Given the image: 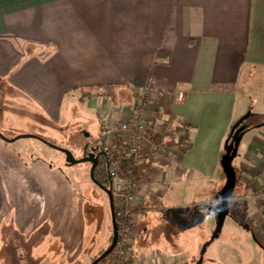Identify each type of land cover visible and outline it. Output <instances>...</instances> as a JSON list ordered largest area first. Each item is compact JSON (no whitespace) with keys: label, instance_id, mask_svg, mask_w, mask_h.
<instances>
[{"label":"crops","instance_id":"1","mask_svg":"<svg viewBox=\"0 0 264 264\" xmlns=\"http://www.w3.org/2000/svg\"><path fill=\"white\" fill-rule=\"evenodd\" d=\"M140 70L150 71L147 113L155 127L178 126L186 134L147 168L133 205L131 258L138 264H252L234 243L247 248L254 234L242 232L230 214L218 231L216 206L232 125L248 114L264 118V0H0V80L55 124L69 120L67 105H77L84 119L88 111L105 114L106 127L125 119L132 106L87 100L81 92L130 87ZM254 95L261 102L257 113L246 101ZM251 103L257 105L255 97ZM263 128L242 136L228 213L264 191ZM253 242L264 264V249Z\"/></svg>","mask_w":264,"mask_h":264},{"label":"rangeland","instance_id":"2","mask_svg":"<svg viewBox=\"0 0 264 264\" xmlns=\"http://www.w3.org/2000/svg\"><path fill=\"white\" fill-rule=\"evenodd\" d=\"M5 87L1 79L0 134L6 140L35 136L68 150L76 160L82 159L89 140L98 141L100 147L103 144L105 114L95 117L88 111L84 119L78 116L82 112L77 105H67L64 111L69 108L70 118L58 125L15 90ZM133 95L129 106L138 98V94ZM251 97L256 98L255 107ZM251 97L246 100L248 109L257 113L260 98ZM89 169L86 163L68 165L61 153L32 138L13 143L0 140V264H91L106 251L112 239L108 198L92 184ZM239 202L240 206L233 205L236 211L231 210L229 220L242 232L255 231L264 241V209H259L264 203L252 199ZM136 227L135 222L133 235ZM248 238L247 248L238 241L234 244L252 264H259L254 239ZM131 254L130 244L125 264H138ZM113 262L112 252L101 264Z\"/></svg>","mask_w":264,"mask_h":264},{"label":"built area","instance_id":"3","mask_svg":"<svg viewBox=\"0 0 264 264\" xmlns=\"http://www.w3.org/2000/svg\"><path fill=\"white\" fill-rule=\"evenodd\" d=\"M158 95L162 96V93L158 92ZM148 96L149 90L145 88L138 95L135 104L130 106L129 115L107 126L103 133L101 152L106 157L111 177L110 189L118 229L117 243L112 250L113 264H125L127 249L134 236L133 205L147 168L159 163L168 154L165 146L168 138H171L176 146L185 140L186 132L183 128L178 131L176 126L167 131L155 127L147 113ZM184 101L185 93L180 90L177 93V102L183 104ZM160 133L165 135V140L157 143L155 137ZM174 148L170 151H174ZM245 198L264 203V191H257Z\"/></svg>","mask_w":264,"mask_h":264},{"label":"water","instance_id":"4","mask_svg":"<svg viewBox=\"0 0 264 264\" xmlns=\"http://www.w3.org/2000/svg\"><path fill=\"white\" fill-rule=\"evenodd\" d=\"M248 115H245L244 117L240 118L238 121H236L232 127L231 135H230V141H226L225 143V153L222 156L221 160V166L225 175V184L221 189L220 196L222 198L221 202L216 206L217 208V213L218 216L224 219L225 216H227L229 213V206H228V198L232 193L234 192V189L236 187V175L234 173L233 167H232V162L235 158L236 151L238 149V146L240 144V141L243 136V131L244 127H240V125L244 122V120L247 118ZM261 127H264V122L260 125ZM21 138H32L35 139L46 146L50 147L53 150H56L60 153H62L65 157V162L68 165L75 166L78 164L82 163H90L91 168L89 171V176L91 181H94V170L98 165V157L95 156L93 153H91L87 158L81 159V160H76L73 155L65 149H62L60 147H57L51 143L45 142L44 140L35 137V136H23V137H18L13 140H6L1 134H0V139L4 141L5 143H13ZM104 155L103 153H101ZM101 190L106 194L108 198V203H109V211H110V217H111V224H112V239H111V244L110 246L104 251L103 254H101L95 261H93L91 264H98L100 261L105 259L114 249L116 243H117V238H118V229H117V223L114 215V207H113V198H112V192L111 189H107L104 187H101ZM219 220H217V230L219 231L222 225L219 226ZM254 239V238H253Z\"/></svg>","mask_w":264,"mask_h":264},{"label":"trees","instance_id":"5","mask_svg":"<svg viewBox=\"0 0 264 264\" xmlns=\"http://www.w3.org/2000/svg\"><path fill=\"white\" fill-rule=\"evenodd\" d=\"M149 76H150L149 70H140L137 73L135 79L132 81L130 87H125L124 89H122V88H117V87H112V86H100V87H97V88H94L91 90H86L84 92H81V97L86 98L87 100H90L91 98H104V99H109L114 105L126 104L129 106V105H131L132 101L134 100L133 99L134 95L132 93L133 89L146 88L147 82L149 80ZM263 122H264V118H262L260 116L248 114L247 118L242 123V127H244L243 133L248 132L252 128L259 127ZM233 125H232V127H233ZM232 127L230 129V132H229V135H228L226 141H230V135H231ZM163 140H165V135H163L161 133L156 135L155 141L157 143H161ZM165 146H166L167 151L170 152L171 148H174L176 145L173 142V140L171 138H169L168 140H166ZM101 147H102V145H101ZM234 173L236 175L235 171H234ZM103 178H105L103 171L101 169L95 170L94 180L98 184H100V185L102 184ZM236 180H237V175H236ZM230 196L233 197L232 195H230ZM218 220H219V223H218L219 226L222 225L223 219L218 216ZM252 233L254 234V238H255L256 243L264 249V241H263L262 237L259 236L255 231H252ZM104 260L105 259L100 261L98 264H101Z\"/></svg>","mask_w":264,"mask_h":264},{"label":"flooded vegetation","instance_id":"6","mask_svg":"<svg viewBox=\"0 0 264 264\" xmlns=\"http://www.w3.org/2000/svg\"><path fill=\"white\" fill-rule=\"evenodd\" d=\"M242 126V124L240 125V127ZM1 133V132H0ZM84 136L87 137V134L84 133ZM1 140V139H0ZM2 141V140H1ZM4 142V141H2ZM5 143V142H4ZM60 153V152H59ZM82 159L87 158L91 153H93L95 156L98 157V165L95 168V170L97 169H101L103 171L104 177L102 180V184H98L95 180L92 182V184L95 186V188H97L98 190H101V187L104 188H111V179H110V175H109V169H108V165H107V160L106 157L104 155H102L101 153V148L100 146H98V143L96 141L93 140H89V142H87L84 147H83V152H82ZM62 154V153H61ZM63 155V154H62ZM64 156V155H63ZM65 158V157H64ZM90 166L91 168V164L90 163H86ZM94 170V173H95ZM90 171V169H89ZM94 175V174H93ZM103 192V191H102ZM96 259H94L93 261H95Z\"/></svg>","mask_w":264,"mask_h":264}]
</instances>
